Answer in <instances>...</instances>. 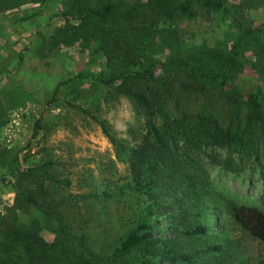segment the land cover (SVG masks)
Here are the masks:
<instances>
[{
  "label": "rangeland",
  "instance_id": "1",
  "mask_svg": "<svg viewBox=\"0 0 264 264\" xmlns=\"http://www.w3.org/2000/svg\"><path fill=\"white\" fill-rule=\"evenodd\" d=\"M109 3L115 8L107 21L91 16ZM154 4L0 0V264H29L21 241L6 237L10 226L37 231L58 252L83 236L94 254L106 256L143 223L152 237L165 239L174 238V226L187 230L193 221L206 226L209 238L185 235L192 252L214 240L225 246L217 264H264V244L230 211L233 205L264 210V0H221L216 9L193 4L171 18L151 13ZM238 30H258L260 41L238 43ZM212 50L237 53L243 67L231 81L234 97L250 92L263 104L251 124L240 97L242 108L233 114L220 95L199 96L182 86L186 72L172 62L208 64ZM145 70L154 73L147 83L161 91L169 115H210L243 132L245 149L215 148L223 160L209 150L200 161L194 183H186L189 211L178 204L173 214L149 216L157 209L128 185L127 159L144 133V116L119 89L126 76L135 82ZM34 190L51 208L26 201ZM103 192L109 197L98 196ZM210 256L195 257V264ZM121 259L114 264H144L137 248ZM155 260L187 264L161 253Z\"/></svg>",
  "mask_w": 264,
  "mask_h": 264
},
{
  "label": "trees",
  "instance_id": "2",
  "mask_svg": "<svg viewBox=\"0 0 264 264\" xmlns=\"http://www.w3.org/2000/svg\"><path fill=\"white\" fill-rule=\"evenodd\" d=\"M220 2L221 0H179L178 2L155 0L150 11L155 16L171 18L176 11L186 12L193 4L204 3L207 7L216 9L221 7ZM114 8L115 6L109 3L101 8L91 9L90 14L93 18L105 22L109 16H113ZM107 27L111 33L115 28L114 20H110ZM260 33L258 30L250 32L238 30V43L260 41ZM211 52L206 55L208 61H211L208 64L200 58H193L192 62L187 60L172 62L186 72V81L182 86L199 96H206L209 93L220 95V100L225 102L233 114L242 108L240 97L247 108L248 124H251L255 121L254 111L260 109L263 104L257 106L255 104L257 98L250 92L246 94V99L239 95V92L238 96L234 97V90H237L231 85V81L243 67L239 63L237 53L231 54L223 50ZM138 75L140 77H136L135 82L130 81L133 78L126 76L119 89L120 93L135 101L144 116V133L141 140L130 149L127 159L130 179L128 185L131 189L143 193L151 207L157 209L156 212L150 209L152 212H147L149 216L173 214L178 204H184L187 207L184 209L189 211L192 204L189 205L190 198L187 195H192V192L186 183L189 180L194 183L193 176L198 171L197 167L201 166L200 161L210 157L209 150L223 160L222 154L215 148L234 149V144L241 149L244 148L243 132L234 131L230 125L221 126L218 120L210 115L203 116L201 113L194 116L169 115L165 112V100L161 91L147 83L146 79H153L154 73L145 70ZM140 79H145V84ZM225 84L228 85V90L225 89ZM110 139L111 142H115L113 138ZM36 193L37 191L34 190L33 193L26 195V201L39 209L51 208L43 196L35 195ZM100 195L109 197L106 192L98 194ZM230 211L233 220L243 230L264 244V210L233 205ZM187 225V230L181 226H174L171 228L174 238L162 239L152 237L149 231L150 224L143 223L138 232L128 235L120 242L116 253L106 256L94 254L86 245V239L83 236L77 237L79 244L76 247L60 244V252L56 250L55 244L44 241L35 230L25 231L10 226L6 237L12 241H21L27 256L25 260L29 264H114L117 260H122V254L133 248L140 250L144 264L158 263L155 257L159 253L171 261H184L187 264H195V257L201 259L212 255L211 260H208V257L205 259L208 261L203 264H217L214 260L218 254L225 252V246L214 240H205L192 252L185 242V235L208 239L209 232L206 226L196 221L189 222Z\"/></svg>",
  "mask_w": 264,
  "mask_h": 264
}]
</instances>
